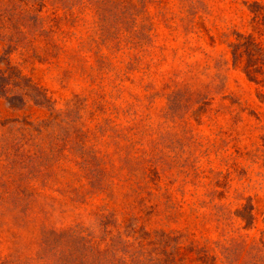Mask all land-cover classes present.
<instances>
[{
  "label": "rangeland",
  "instance_id": "374dc122",
  "mask_svg": "<svg viewBox=\"0 0 264 264\" xmlns=\"http://www.w3.org/2000/svg\"><path fill=\"white\" fill-rule=\"evenodd\" d=\"M148 1L154 38L145 63L151 69L142 65L125 78L132 53L114 54L115 70L101 84L105 93L101 115L111 128L98 135L97 149L118 160L128 151L130 140L141 141L153 156L170 165L161 186H169L171 201L166 204L160 198L149 203L158 205L153 213L148 210L144 220L152 228L183 233L185 247L195 240L213 248L224 239V226L213 207L219 200L212 204L206 196L216 183L222 203L233 210L252 205V220H239L234 226L242 238L259 239L264 233V0ZM94 26L64 25L74 35L69 48L77 47L78 39L88 37ZM7 56L48 94L56 109H65L76 95L85 97L99 89L83 72L93 64L91 58L77 61L62 54L39 61L14 52L0 36L3 69L9 63ZM167 85L187 87L193 93L173 102L170 115ZM199 91L210 95L209 106L196 95ZM50 115L48 107L12 102L0 94V134L13 133L15 125L29 121H47ZM84 121L95 128L101 119L90 122L85 115ZM51 134L46 132L41 144L49 147L54 141L59 147L60 129ZM3 165L0 157V207L30 200L49 214L35 210L24 222H17L14 213L0 208V259L33 251L43 223L88 224L100 207L115 211L120 220L132 211L124 198L130 190L127 184L119 185L114 201L102 194L76 209L67 206L59 192L62 177L48 184L41 177L34 179L26 186L33 196L12 194L18 184L8 180ZM182 264L205 263L185 249Z\"/></svg>",
  "mask_w": 264,
  "mask_h": 264
},
{
  "label": "trees",
  "instance_id": "16d2710c",
  "mask_svg": "<svg viewBox=\"0 0 264 264\" xmlns=\"http://www.w3.org/2000/svg\"><path fill=\"white\" fill-rule=\"evenodd\" d=\"M148 4V0H0V36L14 52L39 61L62 54L77 61L91 58L93 64L83 72L92 85L99 86L88 96L76 95L65 109L59 110L51 106L48 94L6 57L7 68L0 67V94L12 102L48 107L51 113L47 121H29L15 125L13 133L0 134V157L6 177L18 184L12 194L33 196L26 186L34 179L41 177L48 184L62 177L65 180L59 192L66 205L76 209L102 194L105 200L114 201L119 185L127 184L130 190L124 198L132 210L125 220H120L115 211L100 207L88 224L75 222L57 227L43 223L33 251L1 258L0 264H182L185 249L205 264H264V233L250 241L239 236V229L234 226L236 221L252 220V205L233 210L231 205L222 203L216 183L206 196L212 204L219 200L213 207L218 222L224 226V239L215 242L213 248L195 240L185 247L183 233L152 228L144 220L148 210L153 213L158 205L148 206L149 203L160 198L166 204L171 201L169 186H161L170 165L153 156L141 141L130 140L128 151L118 160L97 149L98 135L111 128L110 121L101 115L105 108L101 84L115 70L114 54L132 53L123 71L125 78L142 65L151 69V64L145 63L154 38ZM64 25L95 26L88 37L79 38L77 47L70 49L74 35L64 30ZM165 89L170 91L168 115L171 104L180 96L193 94L187 87L167 85ZM196 95L210 105L206 91ZM85 115L90 122L99 118L101 121L91 128L84 121ZM57 127L61 145H53L52 141L49 147L43 146L42 137L48 131L53 136ZM261 151L264 159V150ZM0 208L14 213L17 222H24L35 210L49 214L45 207L30 200L13 201Z\"/></svg>",
  "mask_w": 264,
  "mask_h": 264
}]
</instances>
